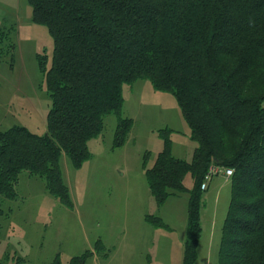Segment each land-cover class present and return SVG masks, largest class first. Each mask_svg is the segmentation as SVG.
<instances>
[{"label": "trees", "instance_id": "1", "mask_svg": "<svg viewBox=\"0 0 264 264\" xmlns=\"http://www.w3.org/2000/svg\"><path fill=\"white\" fill-rule=\"evenodd\" d=\"M28 1L32 20L47 24L54 38L50 63L37 55L51 105L44 134L20 124L0 129V215L3 199L19 197L24 170L73 207L61 156L81 167L110 113L119 116L114 145H123L133 127L122 116L124 84L148 79L175 95L197 141L191 161L177 157L171 130L163 129V149L152 166L149 152L144 160L159 203L190 192L183 264L198 257L202 183L212 163L234 169L218 264H264V0ZM6 34L0 31V41ZM188 173L192 188L184 182ZM146 218L165 225L161 217ZM93 253L67 264H86Z\"/></svg>", "mask_w": 264, "mask_h": 264}, {"label": "rangeland", "instance_id": "2", "mask_svg": "<svg viewBox=\"0 0 264 264\" xmlns=\"http://www.w3.org/2000/svg\"><path fill=\"white\" fill-rule=\"evenodd\" d=\"M0 129L14 124L44 134L51 98L37 55L49 63L54 38L47 24L32 20L28 0H0ZM9 43H14L11 47ZM122 116L133 119L121 146L114 145L119 116L105 117L102 133L89 141L91 157L81 167L61 156L74 206L63 204L46 188L45 179L20 174L19 197L3 199L0 215V264H67L86 250V264H183L188 235L190 192L159 203L149 187L146 153L152 166L169 129L173 154L191 161L197 146L175 95L138 79L123 87ZM185 185L193 186L188 173ZM231 199V178L216 175L203 193L202 234L195 264H218L222 226ZM161 217L165 225L147 220Z\"/></svg>", "mask_w": 264, "mask_h": 264}, {"label": "built area", "instance_id": "3", "mask_svg": "<svg viewBox=\"0 0 264 264\" xmlns=\"http://www.w3.org/2000/svg\"><path fill=\"white\" fill-rule=\"evenodd\" d=\"M234 173V169L231 167H227L218 163H212L209 168L207 173L205 174L203 183H202V188L207 189L209 186L210 181L214 178L216 175H222L226 178H230Z\"/></svg>", "mask_w": 264, "mask_h": 264}]
</instances>
